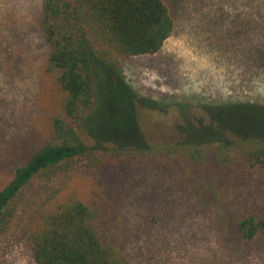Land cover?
<instances>
[{"label":"rangeland","instance_id":"rangeland-1","mask_svg":"<svg viewBox=\"0 0 264 264\" xmlns=\"http://www.w3.org/2000/svg\"><path fill=\"white\" fill-rule=\"evenodd\" d=\"M165 1L175 25L161 50L122 57L114 75L96 64L98 101L52 139L117 153L75 170L60 201L100 210L127 264H264V227L238 231L249 214L264 221V169L220 159L264 141V0ZM42 6L0 0V188L21 150L51 139ZM184 134L207 142L205 160L168 154ZM0 264H37L19 225L0 239Z\"/></svg>","mask_w":264,"mask_h":264},{"label":"trees","instance_id":"trees-1","mask_svg":"<svg viewBox=\"0 0 264 264\" xmlns=\"http://www.w3.org/2000/svg\"><path fill=\"white\" fill-rule=\"evenodd\" d=\"M40 23L52 83L46 131L40 135L51 139L21 150L24 160L16 162L12 178L0 188V239L19 225L37 264H127L100 210L81 199L59 198L81 165L101 166L116 151L97 147L99 153L92 155L86 144L52 139L83 121L98 101L96 64L114 75L122 57L157 53L174 30V18L165 0H43ZM184 135L168 154L205 160L207 142L197 134ZM223 141L225 148L235 143ZM220 159L264 169V141ZM263 227L253 214L238 223L247 240Z\"/></svg>","mask_w":264,"mask_h":264},{"label":"flooded vegetation","instance_id":"flooded-vegetation-1","mask_svg":"<svg viewBox=\"0 0 264 264\" xmlns=\"http://www.w3.org/2000/svg\"><path fill=\"white\" fill-rule=\"evenodd\" d=\"M200 133H208V132L203 131V132H200Z\"/></svg>","mask_w":264,"mask_h":264}]
</instances>
